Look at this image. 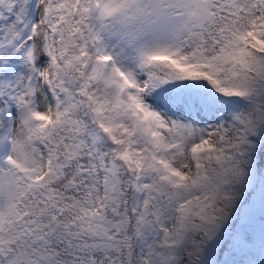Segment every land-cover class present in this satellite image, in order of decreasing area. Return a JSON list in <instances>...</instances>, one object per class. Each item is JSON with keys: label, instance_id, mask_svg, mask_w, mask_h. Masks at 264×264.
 <instances>
[{"label": "snow or ice", "instance_id": "6c2138e0", "mask_svg": "<svg viewBox=\"0 0 264 264\" xmlns=\"http://www.w3.org/2000/svg\"><path fill=\"white\" fill-rule=\"evenodd\" d=\"M0 264H264V0H0Z\"/></svg>", "mask_w": 264, "mask_h": 264}]
</instances>
